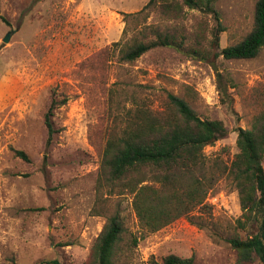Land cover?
Returning a JSON list of instances; mask_svg holds the SVG:
<instances>
[{"label": "rangeland", "instance_id": "1", "mask_svg": "<svg viewBox=\"0 0 264 264\" xmlns=\"http://www.w3.org/2000/svg\"><path fill=\"white\" fill-rule=\"evenodd\" d=\"M148 1L0 0V264H86L114 214L125 226L116 264H162L170 254L195 255L196 264L235 262L229 239L246 233L235 228L242 209L232 178L219 181L207 207L154 232L141 227L131 194L98 184L109 132L137 102L162 110L173 93L201 117L222 120L228 134L204 151L228 162L238 151L237 128H250L264 108V48L250 59L215 56L252 30L257 0H217L225 30L203 56L162 47L133 62L110 52L106 61L103 50L122 38L126 21H144L126 13ZM185 11L190 28L200 14ZM146 21L161 18L151 12ZM218 74L231 103L222 100ZM53 97L66 102L54 110L50 137L45 115Z\"/></svg>", "mask_w": 264, "mask_h": 264}, {"label": "trees", "instance_id": "2", "mask_svg": "<svg viewBox=\"0 0 264 264\" xmlns=\"http://www.w3.org/2000/svg\"><path fill=\"white\" fill-rule=\"evenodd\" d=\"M217 0H149L137 13L144 21L130 26L123 36L103 50L106 61L110 52L120 61L133 62L157 48H172L197 57L207 53L208 45L218 47L225 30ZM187 9L198 10L200 18L190 28L184 20ZM151 12L161 18L147 22ZM253 28L244 38L222 48L217 55L225 59H250L264 48V0H257ZM125 17V18H126ZM139 17H137L138 19ZM6 22V19L2 17ZM209 19V20H208ZM210 20L214 22L210 26ZM117 51V52H116ZM219 75L218 90L222 100L232 98ZM169 103L155 110L137 102L123 114V125L107 137L98 173L99 186L111 193H129L141 227L154 232L173 221L190 216L208 206L207 197L223 177L232 178L239 193L242 213L236 219V232L229 239L236 251L232 264H264V108L255 116L250 128H237L238 151L228 162L220 156L209 157L204 149L228 134L220 119L203 118L183 97L169 93ZM53 97L45 115L52 137L56 132L54 110L64 104ZM16 154L29 161L23 150ZM125 231L119 214L110 216L96 238L86 264H116ZM137 239H134V243ZM162 264H196L195 255L170 254ZM256 262V263H255ZM44 263L63 264L58 258Z\"/></svg>", "mask_w": 264, "mask_h": 264}, {"label": "water", "instance_id": "3", "mask_svg": "<svg viewBox=\"0 0 264 264\" xmlns=\"http://www.w3.org/2000/svg\"><path fill=\"white\" fill-rule=\"evenodd\" d=\"M9 39H10V33H8V34L6 35V37L4 38V41L7 42V41H9Z\"/></svg>", "mask_w": 264, "mask_h": 264}]
</instances>
